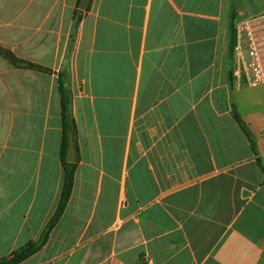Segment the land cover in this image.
I'll use <instances>...</instances> for the list:
<instances>
[{
    "label": "crops",
    "instance_id": "obj_1",
    "mask_svg": "<svg viewBox=\"0 0 264 264\" xmlns=\"http://www.w3.org/2000/svg\"><path fill=\"white\" fill-rule=\"evenodd\" d=\"M81 1L0 0V259L57 209L64 92L73 190L21 264H264V85L231 53L264 0Z\"/></svg>",
    "mask_w": 264,
    "mask_h": 264
},
{
    "label": "built area",
    "instance_id": "obj_2",
    "mask_svg": "<svg viewBox=\"0 0 264 264\" xmlns=\"http://www.w3.org/2000/svg\"><path fill=\"white\" fill-rule=\"evenodd\" d=\"M233 59L237 82L264 85V13L235 23Z\"/></svg>",
    "mask_w": 264,
    "mask_h": 264
},
{
    "label": "trees",
    "instance_id": "obj_3",
    "mask_svg": "<svg viewBox=\"0 0 264 264\" xmlns=\"http://www.w3.org/2000/svg\"><path fill=\"white\" fill-rule=\"evenodd\" d=\"M233 45H234V37L231 41V53L233 54ZM12 61H15V58L11 57ZM33 68H41L35 65H31ZM63 121H64V139H63V151L66 154L67 152V147H68V133L69 131H72L73 133L76 130V125L74 120L71 117L70 113V107L69 103L66 101L64 98V92H63ZM239 120V123L241 124V120ZM246 131V128H244ZM247 135L249 133L246 131ZM65 154L63 156V166L65 170V177H64V184L60 196V200L57 206V209L55 211V214L51 218V220L48 222L46 225L45 229L43 230L42 235L40 238L35 241V242H30L26 244L25 246L19 248L16 250L13 255L9 258H2L0 259V264H21L23 261L28 259L29 257L33 256L34 254L38 253L42 247L46 244L49 235L53 229V227L56 225V223L59 221L61 218L66 205L69 201V198L71 197L72 190H73V184H74V179H75V171H76V164L75 163H70L65 160ZM261 168L264 173V166L261 165Z\"/></svg>",
    "mask_w": 264,
    "mask_h": 264
},
{
    "label": "water",
    "instance_id": "obj_4",
    "mask_svg": "<svg viewBox=\"0 0 264 264\" xmlns=\"http://www.w3.org/2000/svg\"><path fill=\"white\" fill-rule=\"evenodd\" d=\"M89 3V0H82L80 4V9L85 10L87 5ZM76 149H75V144H74V138L73 134L69 133L68 136V151H67V156H66V161L70 163H74L76 161Z\"/></svg>",
    "mask_w": 264,
    "mask_h": 264
}]
</instances>
